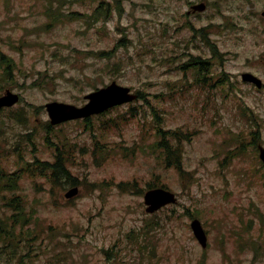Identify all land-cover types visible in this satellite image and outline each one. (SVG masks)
<instances>
[{"label": "rangeland", "instance_id": "374dc122", "mask_svg": "<svg viewBox=\"0 0 264 264\" xmlns=\"http://www.w3.org/2000/svg\"><path fill=\"white\" fill-rule=\"evenodd\" d=\"M199 1L0 0V47L13 62L11 76L0 64V91L21 95L0 118L28 107L40 158L56 153L44 141L46 131L73 140L67 166L79 187L66 200L74 185L50 184L19 169L20 159L32 158L31 145L20 142L14 153L11 142L26 130L2 122L0 164L14 181L0 177L6 183L0 231L11 239L2 251L14 254L0 264H264V167L252 147L264 144V92L241 81L244 71L264 79V36L246 22L259 16L264 0H203L205 12L186 14ZM187 24L206 27L205 43ZM213 47L224 53L230 86L220 81L225 74L215 79L217 87L214 79L199 84L196 68L186 64L200 56L214 62ZM113 80L148 97L129 102L136 114L126 104L92 115L95 134L81 120L46 126V102L79 105L84 94ZM160 121L190 137L181 143L182 171L149 147L156 137L148 131ZM95 138L114 150H95ZM158 178L177 202L147 215L142 192ZM119 182L130 190H120ZM12 193L19 195L13 209ZM191 216L204 225L206 248L191 233ZM144 221L152 228L146 237Z\"/></svg>", "mask_w": 264, "mask_h": 264}, {"label": "water", "instance_id": "95a60500", "mask_svg": "<svg viewBox=\"0 0 264 264\" xmlns=\"http://www.w3.org/2000/svg\"><path fill=\"white\" fill-rule=\"evenodd\" d=\"M204 7H205L204 4L201 3L198 5H195L194 9L202 10L204 9ZM257 84L258 86L260 85L259 83ZM88 97L90 98V102L85 107H83V110H84L83 115H87L89 113L100 112L103 109L107 108L108 106H111L113 104L120 103V102L133 98V96L127 95L126 88H120L118 86H115L114 84L108 86L105 89H100L99 91L88 95ZM51 115L53 118H55V120H60V118L58 117L56 113L51 112ZM260 157L264 161V148H260ZM192 226L197 236L199 237V239L204 245L205 244L204 234L201 231L198 222L194 221L192 223Z\"/></svg>", "mask_w": 264, "mask_h": 264}, {"label": "trees", "instance_id": "16d2710c", "mask_svg": "<svg viewBox=\"0 0 264 264\" xmlns=\"http://www.w3.org/2000/svg\"><path fill=\"white\" fill-rule=\"evenodd\" d=\"M142 98V97H141ZM158 134H159V140H158V148L163 151L164 154V160H172V165L176 167H180V157H181V145L179 147L180 143V133H177L176 131H168V130H162L161 126H158ZM180 156V157H179ZM62 175L65 179L71 180L72 177L67 171V169L64 166ZM117 186L120 189H124L125 183H118Z\"/></svg>", "mask_w": 264, "mask_h": 264}, {"label": "flooded vegetation", "instance_id": "af4514ba", "mask_svg": "<svg viewBox=\"0 0 264 264\" xmlns=\"http://www.w3.org/2000/svg\"><path fill=\"white\" fill-rule=\"evenodd\" d=\"M262 23H263V27H262V29L264 30V21H262Z\"/></svg>", "mask_w": 264, "mask_h": 264}, {"label": "bare ground", "instance_id": "6f19581e", "mask_svg": "<svg viewBox=\"0 0 264 264\" xmlns=\"http://www.w3.org/2000/svg\"><path fill=\"white\" fill-rule=\"evenodd\" d=\"M55 56V55H54ZM114 76V75H113ZM43 101V100H42Z\"/></svg>", "mask_w": 264, "mask_h": 264}]
</instances>
